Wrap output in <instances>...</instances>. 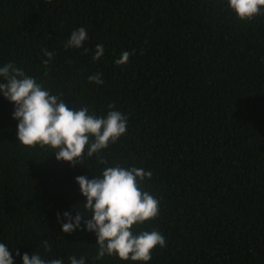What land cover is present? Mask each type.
Here are the masks:
<instances>
[{"label": "trees", "instance_id": "trees-1", "mask_svg": "<svg viewBox=\"0 0 264 264\" xmlns=\"http://www.w3.org/2000/svg\"><path fill=\"white\" fill-rule=\"evenodd\" d=\"M79 27L83 47H66ZM97 44L105 52L93 61ZM125 50L134 54L117 65ZM10 61L70 108L128 116L105 164L73 166L19 144L14 106L0 96V242L15 264L26 252L139 264L97 260L95 235L64 233L57 219L85 202L76 176L116 164L152 172L144 189L159 215L136 231H159L166 247L150 264H264V13L240 20L227 0H0V65ZM97 72L103 84L88 81Z\"/></svg>", "mask_w": 264, "mask_h": 264}, {"label": "clouds", "instance_id": "clouds-1", "mask_svg": "<svg viewBox=\"0 0 264 264\" xmlns=\"http://www.w3.org/2000/svg\"><path fill=\"white\" fill-rule=\"evenodd\" d=\"M227 6L240 20H251L264 13V0H227ZM86 40L87 30L79 27L70 33L66 47L82 48ZM42 51L47 58L43 63L47 64L53 53L47 49ZM104 52L102 44L95 45L92 60H99ZM133 54L134 50L122 51L115 63L124 65ZM87 79L97 85L104 83L100 72ZM0 96L14 106L12 117L17 121L19 144L46 147L55 154L58 162H69L74 166L95 156L100 164H105L101 159L102 151L127 132L126 113L109 110L106 115H96L90 113L87 106L70 108L62 99L64 95L53 94L36 77L11 61L0 65ZM151 177L149 170L119 164L105 166L99 175H91V178L76 176L75 181L85 202L63 212L67 222L58 214L61 230L64 233L81 230L94 234L97 260L107 255L123 261L150 264L153 250L157 246L166 247V240L159 231L143 228L136 231L137 227L159 215V198L144 189L145 179ZM72 211L76 212L75 216ZM44 246L48 247L47 242ZM17 255L21 254L17 251ZM21 261L22 264H64L63 258L45 259L38 252L23 253ZM0 264H15L3 242H0ZM68 264H87V258L71 255Z\"/></svg>", "mask_w": 264, "mask_h": 264}]
</instances>
